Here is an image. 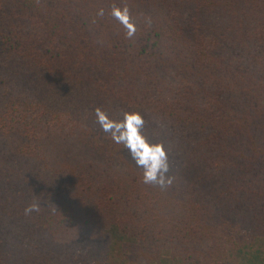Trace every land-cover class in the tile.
I'll return each instance as SVG.
<instances>
[{"label": "trees", "instance_id": "trees-1", "mask_svg": "<svg viewBox=\"0 0 264 264\" xmlns=\"http://www.w3.org/2000/svg\"><path fill=\"white\" fill-rule=\"evenodd\" d=\"M0 264H264V0H0Z\"/></svg>", "mask_w": 264, "mask_h": 264}, {"label": "clouds", "instance_id": "clouds-1", "mask_svg": "<svg viewBox=\"0 0 264 264\" xmlns=\"http://www.w3.org/2000/svg\"><path fill=\"white\" fill-rule=\"evenodd\" d=\"M103 14L102 11L100 13ZM112 15L121 21L128 29L127 35L134 34V25L129 22V12L124 9L113 8ZM97 120L103 130L111 134L112 140L117 144H123L131 153L138 167L143 169L145 183H158L164 185L171 183V178L166 177L168 171L167 155L160 143H152L141 131L144 125L143 117L137 112H125L121 120L110 119L100 109L96 110ZM39 211L38 204H31L25 209L29 214Z\"/></svg>", "mask_w": 264, "mask_h": 264}]
</instances>
